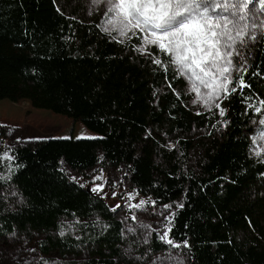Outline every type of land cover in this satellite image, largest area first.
<instances>
[{
    "label": "trees",
    "instance_id": "1",
    "mask_svg": "<svg viewBox=\"0 0 264 264\" xmlns=\"http://www.w3.org/2000/svg\"><path fill=\"white\" fill-rule=\"evenodd\" d=\"M60 2L0 0V100L28 101L81 122L98 137H52L26 145L0 139V153L10 148L14 157L9 182L22 199L20 206L8 209L0 193V240L50 229L63 217L77 218L80 237L46 235L36 241L35 250L45 261L52 252L72 253L88 244L104 245L110 256L117 255L123 226L106 194L107 187H114L105 172L111 164L129 171V184L119 196L138 193L132 201L154 200L155 205L146 204L153 209L172 205L165 209L168 215L175 213L169 238L181 245L176 249L190 264H264V232L257 222L263 199L251 194L264 176V160L252 156L249 136V123L264 112L248 107H261L264 99V38L246 52L249 87L223 102L227 126L195 174L193 168H183L189 141L178 140L181 156L170 152L165 168L154 163L147 142L156 147L158 140L176 133L217 131L222 126L217 110L197 115L185 94V80L177 79L174 69L165 74L135 51L141 34L117 43L95 20L67 13ZM23 115L14 111L13 119ZM64 164L79 172L95 170L88 178L81 174L73 179ZM97 184L102 190L93 191ZM4 185L0 179V190ZM94 215L105 221L103 230L89 220ZM251 227L259 236L243 242L240 235ZM151 248L158 252L170 246L154 233ZM84 264L116 262L102 256Z\"/></svg>",
    "mask_w": 264,
    "mask_h": 264
},
{
    "label": "snow or ice",
    "instance_id": "2",
    "mask_svg": "<svg viewBox=\"0 0 264 264\" xmlns=\"http://www.w3.org/2000/svg\"><path fill=\"white\" fill-rule=\"evenodd\" d=\"M92 4L101 8L106 5V10H103L105 19L97 27L115 42L125 44L143 34L135 51L150 58L165 74L174 69L176 78H183L188 85L185 94L194 96L191 101L193 105H200L207 112L215 108L219 116L223 117L226 115L223 102L232 94L242 93L244 88L249 87L245 81L248 69L244 49L256 39L258 32H264V19H260L264 16V0H92ZM167 84L180 99L181 93L173 87L172 81H167ZM259 104L261 107L252 104L248 107L260 114L264 112V99ZM196 114L204 113L197 111ZM258 124L264 126V115L260 116ZM224 126H227V121H224ZM258 142H264V128L259 129L253 139V144ZM10 151L9 148L0 153V160L14 159L9 155ZM253 151L257 157L264 156V147ZM95 179H102V174ZM102 187L97 184L92 190L100 191ZM135 195L138 193H129L128 199H134ZM147 203L155 205L156 201L140 200L128 207L139 210ZM119 207L116 205L112 211ZM163 207L170 209L172 205L165 204ZM177 207H183V204ZM174 215L170 213L163 216L164 223L160 226L162 232L156 228L152 231L170 248H180V244L169 238ZM131 219L138 218L133 214ZM139 226L151 227L142 223ZM127 231L134 232L135 229L128 227ZM183 246H189L187 241ZM166 261L168 264L172 261L183 264L171 252L167 256L156 257L153 264H165Z\"/></svg>",
    "mask_w": 264,
    "mask_h": 264
},
{
    "label": "rangeland",
    "instance_id": "3",
    "mask_svg": "<svg viewBox=\"0 0 264 264\" xmlns=\"http://www.w3.org/2000/svg\"><path fill=\"white\" fill-rule=\"evenodd\" d=\"M59 3L62 9H65L67 13L70 11L77 12L80 19L88 21L95 20L97 24H101L105 19L103 16V10H106V5L96 7L92 4V0H60ZM259 9V3L256 5ZM92 13L91 15L89 13ZM260 19H264L261 16ZM143 36V34H141ZM264 38V32H258L256 39L250 41L247 48L244 49V56L246 52L253 47L258 40ZM237 74L234 73V76ZM186 82V81H185ZM186 86L187 83H186ZM193 95H190V106L195 111H203V107L200 105H193L191 103ZM28 103V106L25 105ZM22 111L24 113L22 119H13L14 111ZM44 109H37L30 105L28 101L10 102L8 100H0V139L6 138L10 144L26 145L43 141L52 137H98V135L88 130L81 122H74L71 118L64 115L55 114L49 110L46 115L45 112H41ZM260 116L253 119L250 123L249 136L251 139V154L252 156L264 160V156L257 157L254 155L253 150H258L264 147V142H258L253 144V139L256 137L259 129L264 128L258 124ZM222 126L217 131H194L191 134L176 133L171 136L163 137L162 140H158V144L154 147L150 141L148 145L152 148V158L154 163L161 168H165L167 165V156L170 152L174 151V158L181 156V150L179 149L178 140H187L190 142V149L187 156L183 157V168H193L195 174L200 172V165L205 161L207 153L210 152L215 140L220 139L223 136L224 131V116H220ZM10 133V134H9ZM68 175L72 178H78L79 175H84L88 178L93 175V170L79 172L76 169L70 168L68 165H63ZM12 172V160H0V177H5V185L0 190L4 205L8 209H13L21 205L22 199L16 188L9 182V178ZM106 178L113 183L114 187H107L106 194L110 199V207L114 208L116 205H120L114 212L115 218L121 221L122 229V241L117 244L118 254L110 256L108 249L104 245L88 244L78 247L72 253H57L52 252L50 259L45 261L44 258L39 255L35 250V243L38 239L43 238L46 235L59 236L61 232L63 235H71L74 237H80L82 234L79 231L78 224L80 220L77 218L63 217L57 220L56 224L50 229H32L25 233H17L11 235L5 240H0V264H84L86 260L97 257H112L116 264H153V260L159 256H167L169 252L174 257L183 261V264H190L187 256L181 253L176 248H169L162 251L155 252L152 250V237L155 231L153 228H160L164 223L163 216H167L168 213L165 209H153L148 206H144L142 209L129 208V204H137L139 201H132L125 197L124 194L119 196V192L124 190V186L128 185L129 171L121 170L119 166L106 164L105 166ZM124 174L125 176L123 177ZM115 194V195H113ZM253 198H262V213L258 215L257 222L264 232V176L251 190ZM118 196V197H117ZM122 197L123 200L118 199ZM135 214L137 220L131 219V216ZM89 220L95 221L100 230H103L106 226L105 221L99 216L94 215ZM150 225V228L140 227V224ZM128 227H133L134 232H128ZM151 232L149 236L148 233ZM243 242H251L255 240V236H259L255 231V228L251 227L245 235H240ZM147 242L145 243V238ZM162 243H165L160 240ZM165 264H168L166 261ZM171 264H175L172 261Z\"/></svg>",
    "mask_w": 264,
    "mask_h": 264
}]
</instances>
